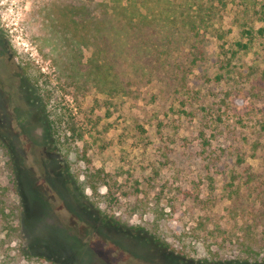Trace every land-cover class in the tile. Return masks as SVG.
<instances>
[{"label": "rangeland", "instance_id": "374dc122", "mask_svg": "<svg viewBox=\"0 0 264 264\" xmlns=\"http://www.w3.org/2000/svg\"><path fill=\"white\" fill-rule=\"evenodd\" d=\"M70 1L0 0V133L19 173L0 141V264H264L245 246L264 242V0H229L202 62L130 94L57 65Z\"/></svg>", "mask_w": 264, "mask_h": 264}, {"label": "trees", "instance_id": "16d2710c", "mask_svg": "<svg viewBox=\"0 0 264 264\" xmlns=\"http://www.w3.org/2000/svg\"><path fill=\"white\" fill-rule=\"evenodd\" d=\"M228 1L113 0L99 2V7L71 0L54 11L57 26H65L70 33L67 40L59 38L55 42L57 65L65 63L75 83L83 79L109 94H130L134 87L155 79H171L180 65L203 61L207 32L216 25ZM92 47L93 53L85 58V50ZM51 116L47 114L44 119L46 136L60 149L63 143L58 132L60 124ZM0 141L13 155L10 164L18 187L13 141L7 133H0ZM102 183L107 184H98L89 174L87 184L93 190ZM235 191L240 194V188ZM254 220L255 228L264 226V187ZM252 234L245 246L251 254L260 255L264 252V242H253Z\"/></svg>", "mask_w": 264, "mask_h": 264}]
</instances>
